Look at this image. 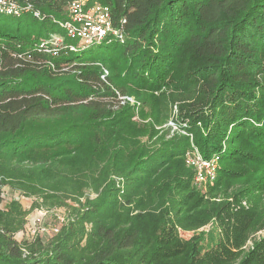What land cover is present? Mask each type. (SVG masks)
I'll use <instances>...</instances> for the list:
<instances>
[{
	"label": "trees",
	"instance_id": "16d2710c",
	"mask_svg": "<svg viewBox=\"0 0 264 264\" xmlns=\"http://www.w3.org/2000/svg\"><path fill=\"white\" fill-rule=\"evenodd\" d=\"M18 1L19 14L0 10V264H264V240L248 251L228 245L243 244L254 213L200 194L182 159L186 139L149 149L107 130L108 119L132 110L127 100L119 112L113 105L132 91L126 84H199L192 114L186 108L189 132L204 157H220L217 179L229 162L264 161V0H84L108 5L120 32L91 43L64 29L76 0ZM2 16L32 22L15 27ZM54 35L64 40L54 44ZM96 45L102 51L86 54ZM8 184L65 208L67 221L17 240L28 211L5 202ZM215 216L224 233L217 243L175 230Z\"/></svg>",
	"mask_w": 264,
	"mask_h": 264
},
{
	"label": "rangeland",
	"instance_id": "374dc122",
	"mask_svg": "<svg viewBox=\"0 0 264 264\" xmlns=\"http://www.w3.org/2000/svg\"><path fill=\"white\" fill-rule=\"evenodd\" d=\"M2 17L15 27L22 26L23 28H28L32 22L27 17ZM102 49L103 47L96 45L89 49L86 54L94 55L102 51ZM109 65H113V68L121 66L117 62H111ZM166 79L168 80V76H166ZM198 87L199 84L195 88H186V86L177 88L174 83H167L166 86L156 89L149 84H135L133 81L126 84V88L132 91L127 90L128 93L126 95H121L120 93L118 98L113 100V105L116 108L115 110H117L116 112H119L121 109L120 105L127 100L129 101V105L132 106V110H130L129 116H127V113L123 114L121 120L113 121V119H108V137H120V141L129 144V146L146 144L149 149L186 139L188 146H186L187 148L185 147L182 157L186 162V153L194 149V145L192 144L193 135L189 132L190 126L194 123V117L193 115L189 116L186 114V108L189 109V114H192V111L195 109L193 104L198 102L194 100L201 97ZM115 115L119 114L114 112L110 118H113ZM198 125L201 126L200 123ZM106 126L104 124V128ZM116 130L117 134L114 135L113 131ZM118 133L119 136H117ZM188 138L189 141H187ZM89 157L91 155L87 151L86 153H81L78 159L82 161ZM228 165L231 172L227 176L220 177L219 180L216 178L212 183L199 186L195 182L194 175L192 183L206 200L224 204L225 202L229 203L232 213L242 209L249 211L248 213H254L251 219L252 225L248 227L249 231H245L241 235L243 244L239 247L234 244H228L234 252L248 251L253 248L255 242L264 240V161L261 159L242 158L235 162H229ZM255 183H259L260 185L256 187ZM3 196L5 202L12 199L18 200L22 203L24 209L28 211L25 228L15 234V238L21 242L25 239L32 240L37 236L54 234L67 221L68 212L65 208L57 207L49 209L44 204H41V201L37 200L35 196L25 195L20 190L12 191L9 184L3 187ZM92 196H95V194L93 193ZM220 221L218 216H215L199 228L188 229L176 225L175 230L184 240H189L195 235L205 233L209 234L207 236L208 239L213 237L217 243L219 238L224 237V233L222 232L223 225ZM212 250L218 251L221 257L226 256L223 248L216 249L214 247Z\"/></svg>",
	"mask_w": 264,
	"mask_h": 264
},
{
	"label": "built area",
	"instance_id": "2783aa9c",
	"mask_svg": "<svg viewBox=\"0 0 264 264\" xmlns=\"http://www.w3.org/2000/svg\"><path fill=\"white\" fill-rule=\"evenodd\" d=\"M0 10L10 14H19L22 7L18 0H0ZM125 22V20H124ZM68 36L82 43L101 40L110 33L119 35L112 22V12L108 5L96 3L86 5L84 0H76L70 6V18L63 24ZM64 36L54 35L52 42L61 43ZM186 163L194 170L195 182L199 186L216 180L220 167V157L206 158L197 147L186 153Z\"/></svg>",
	"mask_w": 264,
	"mask_h": 264
}]
</instances>
